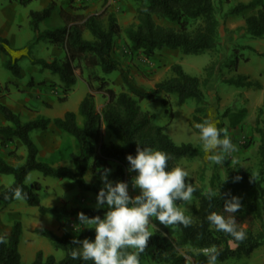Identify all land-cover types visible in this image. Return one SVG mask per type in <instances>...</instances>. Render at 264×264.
<instances>
[{"label":"trees","instance_id":"obj_1","mask_svg":"<svg viewBox=\"0 0 264 264\" xmlns=\"http://www.w3.org/2000/svg\"><path fill=\"white\" fill-rule=\"evenodd\" d=\"M32 0H18L26 6ZM67 7L80 13L69 12L51 1L39 11L28 12V26L33 35L31 44L48 41L54 47L65 52L64 59L54 58L46 61L42 58H30L31 65H37L41 70H47L57 77L62 85L63 95L68 94L83 75L84 68H99L103 74L117 72L125 86V91L115 92L109 87L108 81L97 72L91 76L97 83L94 88L90 79L87 80V89L80 100L77 112L66 111L61 117L47 118L36 116L32 120L22 121L20 116L7 106L0 103V116L6 124L0 125V146H13L17 140L24 148L25 154L20 165L9 164L0 156V175H11L12 182L0 185V207L6 206L13 200L12 190L21 187L27 198L23 199L28 206L36 207L43 215H63L76 217L83 211L89 217L100 215L103 217L106 208L97 209L90 206L73 207H46L41 205L36 191L41 186L38 182L27 185L25 180L32 171H37L43 177L68 179L74 183L82 193H91L95 199L103 182L101 172L104 168L111 169L109 179L112 181L131 180L134 173L127 171L126 155H135L137 144L140 147L149 146L168 153L171 159L168 166L174 167L181 159H194L201 156L197 147L190 143L176 144L155 122V116L143 111L139 101L153 100L159 93L174 94L180 104L194 101V122L201 123L206 117L207 100L203 91L206 81L186 73L180 64L170 67L171 75L157 82L152 89L139 86L113 58L115 40L124 34L130 42L133 53H141L146 58L152 57L157 50L179 49L184 54L198 55L207 51H217L219 47L218 18L213 0H134L135 22L122 30L115 15L106 9L98 13L82 14L83 5L88 0H66ZM78 5V6H77ZM258 7V8H257ZM81 9V10H80ZM252 10L255 13L249 14ZM57 13L62 19V25L40 30V24ZM249 15H248V14ZM247 15L244 17V31L254 39L264 37V1L251 0L248 3L238 2L228 10L227 15ZM164 19L175 23V27L164 26L157 20ZM87 31L91 39L84 38ZM30 44V45H31ZM27 46L26 52L31 46ZM10 44L6 38L0 36V55L6 56L3 67L16 78L21 77L18 61L21 56L12 58L9 55ZM29 55H27L28 57ZM234 69L237 60L231 61ZM226 84L236 88L257 85L248 80L247 76L237 74L227 79ZM30 83V82H29ZM94 93L105 98V104L100 111L95 106ZM63 100V99H62ZM262 110H259L261 113ZM77 115L81 123H77ZM198 115H202V118ZM262 124L256 128L260 136L258 146L260 156V170L258 176L247 171L242 165L235 164L228 175L226 189L216 192L212 200L207 199L205 191L191 181L196 191L192 197L197 205L190 213L191 224L187 227L182 224L165 226L152 217L150 225L153 235L149 238L144 252L140 253V262L146 258L161 264H207L203 253L206 247L215 246L219 253L217 264L232 259L249 257L254 250L264 245V118L256 121ZM50 126L72 137L77 151L70 154L74 168L66 166L54 167L38 159V148L30 137L32 131H45ZM114 135L119 143L101 142V128ZM11 157L21 160L14 151L9 152ZM91 173L90 181L85 175ZM239 176V181L234 177ZM245 191L248 195V206L251 214L260 222L261 230L253 233L244 229L246 236L243 240H235L229 234L218 232L209 226L206 216L211 211L222 212L225 198L237 196ZM33 233L46 238L55 250L63 252V257L57 261L52 255L44 256L42 251L35 253L30 263L21 259L18 245L22 234L19 221L13 222L7 236L0 235V264H92L73 259L71 252L76 246L73 239H93V226L81 228L78 235L64 233L56 235L49 229L39 227Z\"/></svg>","mask_w":264,"mask_h":264},{"label":"rangeland","instance_id":"obj_2","mask_svg":"<svg viewBox=\"0 0 264 264\" xmlns=\"http://www.w3.org/2000/svg\"><path fill=\"white\" fill-rule=\"evenodd\" d=\"M45 1L32 0L26 6H22L18 3V0H0V16H2L1 14H23L24 16L22 15V18L25 19L24 22H19V34L22 37L26 36V38L21 41L19 48L10 46L9 50L10 57L17 58L21 56L18 64L23 76L16 78L5 69L3 62L6 60V56L0 55V80H4L8 73L10 76L8 80L12 81V84H10L11 90L5 89L6 95H8L6 99L16 100L18 94L22 92L20 88H24L23 85L25 84L31 85L29 82L34 75L35 80H39L38 85L50 88V97L54 101L53 105H51V102H45L42 108L50 109L52 115H59L61 110L76 113L80 100L88 91L87 80L90 79L93 87H96L97 82L91 78L96 72L108 81L109 87L115 92L125 91L126 88L117 72L105 75L99 68H96V70L84 68L83 75L77 78V82L72 87V90L66 95H63L62 85L57 77L50 74L47 70L41 71V75L31 72L40 70V68L37 65H31L29 57L42 58L47 61L53 59L52 51L54 46L48 41H41L26 52L27 46L31 44L30 41L33 35L28 27L25 15L28 17L29 11L43 9L47 3ZM65 1L55 0V3L61 8H64L67 5H63ZM249 1L213 0L216 16L221 24V31L223 33L222 36L219 35V47L216 52L207 51L202 54L193 55L184 54L179 49L172 50L163 48L157 50L152 57L146 58L141 53L131 52L130 42L121 33L115 40V47L112 53L113 58L120 62L128 75L139 86L146 89H152L157 82L168 78L171 75V64H180L186 73L193 76L199 75L200 80L206 81L203 86L207 100L206 117L203 119L202 115L198 116L200 119L202 118V122L207 120L215 123L218 128L223 130L221 135L229 136L236 145V151L230 154L229 158L223 162V165L205 159L203 145L199 138V130L195 127L196 123L193 120L194 110L196 108L194 101L189 100L180 104L174 94L164 93H159L153 100L139 101L140 108L149 114H153L155 116V122L162 127L163 132L176 144L190 143L199 149L201 152L200 157L181 159L176 162L174 167L180 166L185 168L190 174V177H186L185 179L195 183L205 192H208L209 189L214 190L215 193L225 190L228 175L232 172L235 164L242 165L247 171H251L257 176L261 168L258 151L260 136L255 130L257 127L262 126L261 123H256L257 119L262 120L264 118V95L259 91L261 86L264 88V51L260 52L254 51L251 48H245L242 43L243 41L239 43L238 41L230 42L226 33L225 22H223L225 16L228 14V10L232 6L238 2L245 3ZM84 7L85 9L81 13L85 15L98 13L103 9L113 13L122 30L135 22L134 0H88L83 5ZM66 10L80 13L74 9L72 11L68 7ZM251 13H255V10L249 12V14ZM20 16L17 15L18 20L23 21L20 20ZM160 21L171 25L170 27L176 26L175 23H170L164 19L157 20V23H160ZM60 25H62V19L57 13H54L40 24V29L43 30L47 27L55 28ZM88 37L91 38L90 35ZM258 40L264 45V37L254 39L246 36L244 41L249 43L251 47H256ZM42 46L44 50H41ZM20 51H23V53ZM27 55L29 56L27 57ZM232 60H237L236 69L230 65ZM237 74L247 76L248 80L257 85L236 88L226 84L225 81L227 79ZM43 79L46 82L42 81ZM17 90L18 92L16 93ZM1 92L2 89L0 90ZM94 96L96 109L100 111L106 100L99 93H94ZM22 108L24 110L30 109L27 106H23ZM260 109L262 110L261 113H259ZM22 120L26 121L27 119L22 118ZM77 123H81V117L79 115H77ZM100 132L101 142L105 144L119 143L118 139L107 131L104 126ZM30 137L38 148V159L40 161L46 162L54 167L66 166L74 168L70 154L75 153L77 148L72 137L52 126L45 131H32ZM11 151L21 156L22 159L18 160L8 155ZM24 154V148L17 140L13 146L7 148L0 146V156L11 165H20L23 161ZM89 177L91 178V173L88 171L85 175L86 181H90ZM11 182V175H0V185H8ZM25 182L27 185H31L33 182L40 184L41 188L36 192L41 205L46 207L63 206L70 209L82 206L95 207L96 205V199L91 193L80 192L74 183L68 179L43 177L37 171H32L28 174ZM127 182L129 183L130 194H137L139 190L131 188V180L128 179ZM262 185L264 187V174ZM237 197L240 198L241 203V208L235 213L237 228L240 230L250 229L253 233H258L261 230L260 222L253 217L249 210L247 193L241 191ZM196 205L197 201L193 197L191 201H177V207L186 216H190L192 209ZM15 221H19L22 226L18 249L19 253H21V259L25 263H30L34 257V252L38 250L42 251L44 256L52 255L57 261L63 257V252L55 250L46 238L33 233L35 228L43 227L50 229L58 236L64 233H71L77 236L81 228L92 226L79 224L76 217L40 214L36 207L28 206L24 200L13 198L11 203L0 207V225L8 227L10 223L12 225ZM148 227L152 232L150 224ZM140 264L161 263H156L146 258ZM223 264H264V245L254 250L249 257L228 260Z\"/></svg>","mask_w":264,"mask_h":264},{"label":"clouds","instance_id":"obj_3","mask_svg":"<svg viewBox=\"0 0 264 264\" xmlns=\"http://www.w3.org/2000/svg\"><path fill=\"white\" fill-rule=\"evenodd\" d=\"M195 127L199 130L206 160L223 165L236 151L231 138L221 135L223 130L215 123L206 120ZM170 159V155L162 150L140 147L139 144L135 155H126L127 171L134 173L131 188L139 190L135 195L130 194L127 181H112L109 179L111 169L102 170L103 187L96 195L95 207L106 208V211L103 217H89L83 211L77 214L79 224L92 225L95 235L93 239H73L76 245L71 252L73 259L91 261L92 264H140L139 255L153 235L148 227L152 217L165 226L182 224L187 227L191 224V218L177 207V201H191L196 189L186 182L185 178L190 174L185 168L168 166ZM239 179V176L234 177L235 181ZM12 195L17 200L27 198V193L19 186L12 190ZM205 195L212 200L216 193L209 189ZM239 208L240 198L232 195L224 199L222 213L211 211L206 220L216 231L229 234L237 241L243 240L246 233L237 228L235 219ZM203 253L207 264H217L219 253L215 246L204 248Z\"/></svg>","mask_w":264,"mask_h":264},{"label":"crops","instance_id":"obj_4","mask_svg":"<svg viewBox=\"0 0 264 264\" xmlns=\"http://www.w3.org/2000/svg\"><path fill=\"white\" fill-rule=\"evenodd\" d=\"M51 1H55V0H46L45 2H47V3L44 6H47ZM242 3H244V2H242ZM245 3H248V2H245ZM66 4H67V1H65L63 3V5H66ZM64 9H67V6H65ZM1 15L2 16H0V36L3 37V38H6L9 41V44H10L11 47H13V48H19L20 47L19 44H21V41L26 38V36L25 37H22L19 34V31H20V29H19L20 28L19 22H24V20H25L24 18H22V15L23 14H1ZM17 15H21L20 16V20H23V21H19ZM245 16H247V15H245ZM245 16L242 15V14H239V15H227V16H225L223 22H225V29H226V33H227V35L229 37L230 42L233 43V42L238 41V43H239V42L243 41L242 43H243V46H245V48H251L254 51L256 50V51H260V52L261 51H264V45L261 44L259 42V40H258V44L256 45V47H251L249 43H247V42L244 41L246 39V36H247L246 33H245V31H244V27H245L244 17ZM25 17L27 18L26 20H27V23H28V17H27V15H25ZM159 24L166 25V26L168 25V24H166L164 22H161V21H160ZM168 26H171V25H168ZM15 29H16V31H18V33H16ZM44 29H51V28L47 27V28H44ZM217 30H218V34L220 36H222L223 33L221 31V24H220V22H219V25H218ZM89 35L90 34L87 31H85L83 33V36L87 40H90L91 39V38L88 37ZM31 39L33 40V36L31 37ZM32 40L30 41V43H32ZM35 45L36 44H32L31 47H30V50ZM41 50H44V47L43 46L41 47ZM21 53H23V51ZM52 56H53V59L54 58L64 59L65 52L62 51V50L57 49L56 47H54L53 48V51H52ZM171 65H173V64H171ZM41 71L43 72L44 70H41L40 69V70L31 71V72H33V73L35 72V74H40L41 75L42 74ZM22 76H23V74L21 72V77ZM34 76H32V78H31V81H30V84L31 85H26L25 84V85H23L24 88H20V90L22 92L18 94L16 100H8V99H6L8 95H6L5 89L11 90L10 84H12V81L11 80H8V78L10 76L7 73V76H5V79L4 80H0V88L2 89V92L0 93V103L3 104V105H5V106H7L14 113L18 114L20 116L21 120H22V118L27 119L26 121L32 120V119H34L38 115L44 116V117H47V118H51V119L52 118H55V117H61L66 111H63V110L60 109L61 110V113L59 115H52L50 113V109H44V108H42V106H44L43 103H45V102L46 103H50L51 102V105H53V102L54 101L51 100L52 97H50V94H51L50 88H48L47 86L38 85L39 84V80H35V77ZM196 77L200 78L199 75H197ZM42 81H45L46 82V80H44V79ZM1 82H2V84H1ZM259 91L261 92V94L264 95V88H263V86H261V89ZM17 92H18V90L16 91V93ZM23 106H27L28 109L29 108L30 109L29 110H26V109L24 110L22 108ZM29 115H31V116H29ZM4 124H6V122L0 116V125H4ZM10 228H11V223L9 224L8 227H5V226L3 227V226L0 225V231H1L0 232V235L1 236H7L9 234V232H10ZM35 253L36 252H34V256H35ZM20 255H21V253H20Z\"/></svg>","mask_w":264,"mask_h":264}]
</instances>
